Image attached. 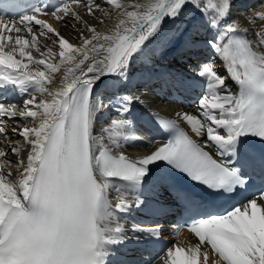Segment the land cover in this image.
<instances>
[{
    "label": "snow or ice",
    "instance_id": "1",
    "mask_svg": "<svg viewBox=\"0 0 264 264\" xmlns=\"http://www.w3.org/2000/svg\"><path fill=\"white\" fill-rule=\"evenodd\" d=\"M104 3L115 11L114 17L97 0H64L50 12L47 5L33 7L19 24L5 23L0 16V88L11 86L27 95L22 105L0 102V117L18 116L23 121L12 129L23 143L13 142L0 121V142L8 149L0 148V264H108L114 246L131 239L118 220L119 213L130 211L128 194L135 195L137 207L144 203L141 189L153 179L150 166L160 161L206 186L215 196L247 192L259 182L258 191L223 212L174 185L188 213L184 226L197 242L188 249L166 248L158 256L162 264H201V255L207 264L208 247L222 264H264V151L254 147L257 139L264 143V31L250 30L238 20L225 24L232 0ZM188 4L202 14L210 30L217 29L208 43L239 91L228 88L215 61L201 65L197 75L205 79V85L198 100L199 115L177 112L176 116L197 137L206 135V140L198 143L176 120L158 118L171 131V138L133 160L121 149L122 142L134 138L132 121L125 114L139 97L114 96L117 118H111L97 136L93 134L97 114L107 105L93 98L94 87L105 76L126 78L134 56L142 54L146 43L161 31L165 18L174 20ZM73 5H83L99 24L104 23L103 17L113 19L114 27L97 31ZM6 6L19 7L16 0H9ZM97 11L103 15L97 17ZM48 15L57 22L71 18L89 35L79 32L82 42L74 45L38 18ZM245 19L255 24L257 19L264 20V12ZM33 22L40 26V37L49 39L52 34L51 43L58 46V52L47 46L42 50ZM21 25L31 40L20 35ZM26 49H34L41 58ZM62 67L61 86L49 88ZM210 146L220 160L205 150ZM117 151L118 155L113 154ZM10 154L15 155L14 161L8 158ZM111 192H115L114 203L109 199ZM130 230L144 233L149 243L160 236L159 226L133 224Z\"/></svg>",
    "mask_w": 264,
    "mask_h": 264
},
{
    "label": "bare ground",
    "instance_id": "2",
    "mask_svg": "<svg viewBox=\"0 0 264 264\" xmlns=\"http://www.w3.org/2000/svg\"><path fill=\"white\" fill-rule=\"evenodd\" d=\"M26 1L31 2L34 7H45L47 5L49 12L53 10L54 6L64 2V0ZM84 2H87V0H84ZM97 2L104 12H111V16H115V11H112L104 3V0H97ZM123 2H131V0H123ZM73 8L89 24L96 25L99 32H105L114 27V20L109 17H103L104 23L99 24L96 19L86 14V8L83 5L80 7L73 5ZM257 12H264V0H232L230 15L224 23L227 24L232 20H238L250 30L264 31V20L257 19L255 24H252L245 19ZM27 14H31V11ZM95 15L101 17L103 12L97 11ZM21 18L22 16L12 20L4 18V22L15 21L19 24ZM38 18L47 21L74 45H80L82 42L79 32L83 31L86 36L89 35L83 28V25L76 23L71 18H66L63 22H57L50 15L38 16ZM73 24L76 25L75 28L72 27ZM21 27L22 31L20 35L22 37L27 36L31 40V36L27 35V30L22 25ZM39 30L40 26L35 25L33 22V32L39 37L38 44L42 50L44 46H47L52 47L54 51L58 52V46L51 43V39L54 38L52 34H49V39H45L39 36ZM12 35L15 36L16 33ZM216 35L217 29L210 30L205 18L191 4L186 5L181 15L174 20L165 18L161 25V31L152 37L150 42L146 43L142 54L134 56L126 78L115 75L105 76L96 83L93 90V98L107 105V107L97 114L93 134L97 136L101 135L102 128L108 126L110 119L117 118V107L112 98L117 95L121 97L131 96L139 97V101L132 103L127 114L134 113L137 114V117H140L143 109H155L163 115L168 114L172 116L192 137L203 143L206 140V135L203 138L197 137L192 132L190 126L180 120L176 116V113L187 112L192 115H199L197 105L199 98L204 92L205 79L198 76L197 72L201 65L210 61H215V68L221 76L226 78L228 88L233 93H238L239 86L230 78L223 61L208 43ZM249 37L253 38L251 31L249 32ZM27 50H31L33 56L37 59L41 58L39 53L34 49ZM17 58L19 59V56ZM63 74L64 68L62 67L60 72L54 74L53 83L48 85V87H60ZM26 98V94L21 95L18 89H14L11 86L0 88V102L2 103L22 105L23 100ZM0 120L6 121L3 123L7 129L9 138L13 142L19 141L23 143V138L17 133L12 132L13 128L22 126L23 121L21 118L18 116L14 118L0 117ZM29 126L31 125L29 124ZM132 133L133 139L122 142L124 146L121 150L127 155L151 151L157 147V144L161 140L160 136L154 135L150 130L146 132L136 131L133 123ZM105 144H109V142L105 140ZM0 148H5L8 151L3 142H0ZM8 158L13 161L16 159L15 155L12 154ZM13 175H15V169H13ZM147 188L150 196L140 195V199L144 203L139 207L135 204V195L128 194L131 205L130 211L126 212L125 216L118 215V220L125 225L127 229L126 234L131 239L124 245L115 246L113 249L114 255L109 258L108 264H149V262H152V264H162L158 256L162 254L163 250L173 246V243L185 249H188L190 245L196 244L197 240L187 230L179 233L172 228H168L164 232L160 229L159 238L153 237L151 243H149V238L144 233L132 232L130 230L133 224L143 228H152L158 223L161 226H167L169 223L173 227L175 212L170 205L171 203H167L164 208H155L147 201L150 197H154L156 203L161 202L164 204V197L166 196L164 186L159 185L157 191H152L150 187ZM109 199L113 200V203L115 202V192L110 193ZM154 214L155 216L153 217ZM152 220L156 223L152 224ZM158 226L156 225V227ZM171 240L175 242L170 243L169 241ZM207 252L209 257L207 264H222L218 254L214 253L212 249L208 247ZM200 260L201 264H204L203 255H201Z\"/></svg>",
    "mask_w": 264,
    "mask_h": 264
},
{
    "label": "rangeland",
    "instance_id": "3",
    "mask_svg": "<svg viewBox=\"0 0 264 264\" xmlns=\"http://www.w3.org/2000/svg\"><path fill=\"white\" fill-rule=\"evenodd\" d=\"M184 94V93H183ZM1 121V120H0ZM3 122H6V121H3ZM175 242V241H174ZM173 245H174V243H173Z\"/></svg>",
    "mask_w": 264,
    "mask_h": 264
}]
</instances>
